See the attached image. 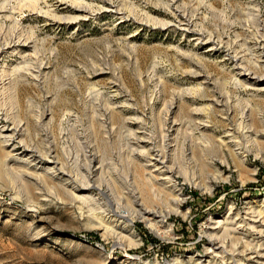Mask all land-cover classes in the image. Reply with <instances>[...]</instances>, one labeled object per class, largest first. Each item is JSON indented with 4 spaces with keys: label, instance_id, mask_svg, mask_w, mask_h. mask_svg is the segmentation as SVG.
Segmentation results:
<instances>
[{
    "label": "rangeland",
    "instance_id": "obj_1",
    "mask_svg": "<svg viewBox=\"0 0 264 264\" xmlns=\"http://www.w3.org/2000/svg\"><path fill=\"white\" fill-rule=\"evenodd\" d=\"M30 1L0 0V37L21 32L32 42L24 48L31 56L24 65L16 56L0 63L6 70L19 69L6 74L14 80L17 101L9 91L0 93V119L5 123L8 116L9 125L21 124L22 140L34 152L77 156L66 169L90 179L94 201H75L73 184L45 178L35 183L21 167L10 169L0 148V264L204 260L211 220L242 216L247 203L260 206L264 200V159L256 158L255 150L245 155L241 181L231 155L217 145L238 121L227 114L243 108L264 114V88L236 83L246 78L232 67L238 56L256 70L264 55L258 47L264 0H106L113 9L74 22L37 15ZM83 1L96 10L99 0ZM37 4L43 11L59 6L56 0ZM58 8L59 17L73 16ZM253 72L259 81L260 72ZM172 120L181 127L177 137L166 131ZM140 138L144 142L138 145ZM148 149L164 150L172 159L177 189L172 194L166 185L152 188L166 203L161 205L173 208L172 198L179 199V213H166L158 234L141 221L135 205L146 179L142 154ZM94 157L103 167L99 177L87 170ZM224 158L228 165L220 162ZM213 175L221 177L213 181ZM118 206L136 246L95 225L96 212L103 210L100 214L111 221ZM227 242L235 255L237 243ZM242 243L248 247L245 239ZM224 259L211 264L231 261Z\"/></svg>",
    "mask_w": 264,
    "mask_h": 264
},
{
    "label": "bare ground",
    "instance_id": "obj_2",
    "mask_svg": "<svg viewBox=\"0 0 264 264\" xmlns=\"http://www.w3.org/2000/svg\"><path fill=\"white\" fill-rule=\"evenodd\" d=\"M56 3H58L59 6H63L64 7L63 9L68 10V12L73 16L65 17V18L59 17L58 11L62 10L58 8L59 6L57 5L56 7L50 6L49 9L43 11L41 9L40 10L37 9V5H38L37 0L30 1L32 10L33 12H36L37 15L43 14L57 21L65 20L68 22H74L79 19H85L89 16H92L93 14H100L105 11H110V9H113V7L110 4H108L106 0H99L95 7L96 10H93L94 9L93 5L87 4V2L84 3L83 0H56ZM182 27L185 29V31L186 29L189 28L187 24L186 25L182 24ZM30 38L22 35L21 32L19 34L14 31L7 37L6 36L0 37V63L3 62L4 59H7L12 56L13 57L16 56L18 60H20V62H22L24 65L27 59L29 60V57H31L29 54H26V51L24 50L25 47H28L32 43ZM258 47L260 50L264 49V22H262L259 29ZM232 67L237 70L240 77L246 78L244 79V81H242L239 78L238 82L236 83L242 84L245 83V81L249 82L248 84L247 83L245 84L254 87L255 88L254 91L256 90V88L257 89L264 88V55L260 58L259 64L255 66V69L260 72L258 76L261 75L259 77L260 80L258 79L259 81H256L257 72L256 73L253 72L256 70H251L248 67H246L241 57L238 56L233 57ZM15 71H19V69H16L15 67L12 69L8 68V70H6L5 66L0 68V75L3 76V79H0V93L9 91V95L11 99L16 102L17 95L15 92L14 80L5 79L7 73L9 72L13 73ZM235 101H237V104H240L239 100H235ZM246 110L247 109L244 110V108L241 109L240 114H227V116L236 117L238 121L232 130L224 133L225 135L223 136L224 139H221L220 141L218 140V143L216 142L217 145L222 149V151L223 149H226L229 155H231L234 168L235 170H237L239 179L241 181H243L245 178L243 175L244 173L243 166L245 164V157H246L245 155L255 150L257 153L256 158L264 159V153L262 152L264 150H261L264 147V114H252V113L248 114V111ZM196 112H198L197 114H199L200 112H202V110ZM197 114L194 115L196 116ZM4 118L7 120L5 121V123L1 122L0 119V148L4 151L3 153L5 154L4 163L7 167H9L10 169H13L14 166L21 167L23 169L22 175L28 177L29 179L34 180L35 183L36 182L39 183L41 181L45 182L47 180V181H52L54 183H58V185L60 184L66 187L67 184H73L76 187H73L70 193L71 196H73V198L75 199V201L77 200V202L79 201L88 204L89 202L94 201L89 194L90 190L95 188L90 185L88 181L90 179H88L86 175L81 176L78 174H74L66 169L67 168L66 165H68L69 162L75 163L77 161V156H73V154L68 152L65 154L63 153L61 157L60 155H58L57 152L54 151L53 154V152L50 151H47L45 153H38V152H34L33 150H30L29 147L25 144L24 139L22 140V136L25 131V129H23L24 127L22 128L21 124L19 125L18 123L15 124V122L13 121L12 124L9 125L10 118H8V116H4ZM168 126L169 127L166 130L167 134L172 133L173 135L176 134L178 135V133H181V127L180 126L176 127L174 120L169 121ZM177 135L175 137H177ZM141 139L142 138H140V140L138 139L139 140L137 143L138 145L144 142V140ZM14 140H16V142ZM17 146H21V150H20L21 152L15 153V151H17L16 150ZM168 148H167L168 150L173 149V147L171 148L169 146ZM138 153L139 155L140 153L142 154L141 151H139ZM144 153H145L144 155L142 154V156L145 158L143 164V168L145 172L143 173L146 179L144 183H141L142 184V186L140 185L141 188H138L140 190H138V196L137 199L135 200V205L136 207H138L137 212L141 221L146 223L147 227H149L151 230L156 231L157 230L156 226L157 227L163 226L164 223L163 218L166 213H177V214L179 213L177 208L178 206L176 205L178 204L179 199L176 196L172 198L171 205H173V208L164 205L162 206L161 204H166V203H164L161 194L158 192L159 190L157 191L156 189H152L155 188L154 186L163 187V185H166L163 188H168V190H170V192L173 194L176 188L171 178L172 169L171 167H169V163L172 164V159L167 156L166 151L164 150L153 151L151 149H148ZM82 155L87 162L86 159L87 155L86 154H82ZM189 155L191 156L192 159L195 158L196 156L195 150H192V152ZM184 156L186 157L185 154ZM88 160H89V165L87 170L90 171L89 173H91L92 171L94 176L98 175L99 177L103 173L102 164L95 157L92 158L91 160L90 159ZM220 162L222 164L228 165L227 159L225 158ZM220 177H221L220 175H213L211 180L217 181L218 179H220ZM101 184L103 183L101 182ZM103 193L105 194V192ZM118 207L117 208L114 207L115 208L114 219H112L111 221H108L107 219L105 220L104 216L100 214L103 210L101 212H96L93 216L94 219L96 220L94 221L95 225L99 230H102V233L107 234L109 232H112V235L116 236L118 240H124L123 242H127L132 246H136L137 245V242L135 241L136 236L132 232V229H129L128 225L122 222V220L124 219L126 220V216L122 214H117V210L120 209V207L119 208ZM230 212H232L231 209ZM103 213L104 215L106 214L105 212ZM239 213H236L235 216L231 215L230 213L228 214V217L225 220L222 219L211 220L209 229H207V232L205 233V236L209 240L210 248L208 249V252L205 255V259L204 260L202 259V261H198V263L195 264H211L218 257L223 259L226 258L227 260L231 259L229 264H264V200L262 204H260V206H256L255 204L251 205L250 203H247L243 215L240 216ZM220 231H222L220 233V235L222 234V236L217 235L218 232ZM156 233L158 234L157 231ZM229 239L232 240V242L237 243L235 244L236 245L234 252L235 255H231L229 250L226 249V244L228 243L227 241ZM242 239L246 240L248 246L247 248L245 247L246 245L244 246V244L242 243ZM241 244H243V246L246 248L245 250H243ZM233 256H235L236 259ZM238 257H242V259L240 260ZM237 258L241 262L238 261ZM194 262L195 261L192 259V257H190L186 261H176L172 264H194Z\"/></svg>",
    "mask_w": 264,
    "mask_h": 264
}]
</instances>
